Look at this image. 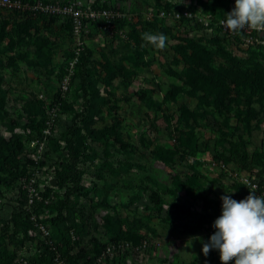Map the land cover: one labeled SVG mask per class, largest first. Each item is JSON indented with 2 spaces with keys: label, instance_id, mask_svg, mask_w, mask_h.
Masks as SVG:
<instances>
[{
  "label": "rangeland",
  "instance_id": "1",
  "mask_svg": "<svg viewBox=\"0 0 264 264\" xmlns=\"http://www.w3.org/2000/svg\"><path fill=\"white\" fill-rule=\"evenodd\" d=\"M82 1L126 16L79 39L0 10V250L53 264L39 223L68 264H203L220 197L264 196V46L205 27L235 0ZM181 8L198 19L159 16Z\"/></svg>",
  "mask_w": 264,
  "mask_h": 264
},
{
  "label": "clouds",
  "instance_id": "2",
  "mask_svg": "<svg viewBox=\"0 0 264 264\" xmlns=\"http://www.w3.org/2000/svg\"><path fill=\"white\" fill-rule=\"evenodd\" d=\"M223 27L234 34L246 30L264 32V0H235L234 8L225 14ZM142 40L157 50L167 47L168 37L163 33L144 32ZM226 192V191H225ZM231 193V192H226ZM221 215L212 227L215 232L207 242H202V252L207 256L218 250L221 264H264V196L254 190L237 201L222 195ZM202 240L201 237H195Z\"/></svg>",
  "mask_w": 264,
  "mask_h": 264
},
{
  "label": "built area",
  "instance_id": "3",
  "mask_svg": "<svg viewBox=\"0 0 264 264\" xmlns=\"http://www.w3.org/2000/svg\"><path fill=\"white\" fill-rule=\"evenodd\" d=\"M0 10L20 14L26 18H38L44 16L69 18L79 39L81 38V33L87 29L88 26L103 21L111 22L126 16V14L112 10L102 4L86 5L82 0H63L61 2L48 0H0ZM150 15L154 16L155 14L152 13ZM159 16L161 18H171L178 22L182 20L188 21L198 19L193 13V10L189 8H181L173 12L162 10ZM222 20L225 19L215 20V22L214 20H208L204 22V25L207 30L211 32L219 31L223 37L236 42L237 44L252 47L264 46V32L246 30L241 34H234L223 27L221 24ZM36 225L40 230H43L42 232L46 238V245L53 251V259H55L53 264H68L62 255L56 250L45 226H42L41 224L39 225V223ZM113 249L108 248L107 253H111ZM105 253L106 252H104L103 256L98 258V261L95 264L104 263ZM20 264L31 263L27 260H21Z\"/></svg>",
  "mask_w": 264,
  "mask_h": 264
},
{
  "label": "trees",
  "instance_id": "4",
  "mask_svg": "<svg viewBox=\"0 0 264 264\" xmlns=\"http://www.w3.org/2000/svg\"><path fill=\"white\" fill-rule=\"evenodd\" d=\"M218 19L219 20L226 19V17L220 16V18ZM13 161L17 162L15 158H13ZM70 201H71L70 194L67 193L65 199L60 204H58L57 206H52L53 208L56 209L57 214L55 217H53L50 220L51 224L60 230L61 238L63 239V242L65 243L66 246H69L70 244V240L67 237L68 233L67 230L65 229V225L67 224V222L70 221V218L72 217V212L69 207ZM62 257L68 262L65 254L62 253ZM0 264H18V263L15 254H12L4 249V250H0ZM203 264H221L220 257L214 252H210L206 256Z\"/></svg>",
  "mask_w": 264,
  "mask_h": 264
}]
</instances>
